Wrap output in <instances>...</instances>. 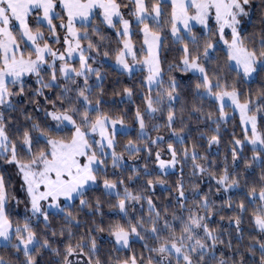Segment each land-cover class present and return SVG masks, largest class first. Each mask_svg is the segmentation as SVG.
<instances>
[{"label": "snow or ice", "instance_id": "1", "mask_svg": "<svg viewBox=\"0 0 264 264\" xmlns=\"http://www.w3.org/2000/svg\"><path fill=\"white\" fill-rule=\"evenodd\" d=\"M251 7L252 0H0V241L15 257L0 256V264H41L38 257L45 249L60 258L59 264H264V105H254L237 86L243 78L264 74V17L259 46L255 33L242 34ZM97 14L99 21L94 20ZM100 25L115 30L114 49L104 47ZM58 29L64 30L63 37ZM134 35L142 39L134 41ZM110 55L129 78L142 73L141 104L130 117L139 136H148L149 122L159 113L164 123L152 127L169 128L184 144L187 111L189 118L196 115L215 125L211 135L200 133L210 148L221 143V126L230 119L226 108H233V115L238 109L243 139L232 133L231 163L225 156L218 170L195 143L180 150L168 143L170 159H163L157 148L161 170L180 165L174 192L169 190L168 201L157 206L148 193L167 182L153 176L147 164L142 170L133 164L125 175V152L128 159H140L141 151L151 157L148 145H159L164 137L145 140L143 148L129 139L117 151L118 137L132 131L126 123L129 110L120 114L103 108L106 73L94 67ZM33 77L35 88L27 82ZM93 77L95 83L90 82ZM136 91L135 84L124 86L122 98L131 101ZM188 94L199 97V103L193 100L189 108ZM205 99L216 105L215 113L205 110ZM178 120L179 129L174 127ZM246 142L253 155L245 160V172L255 162L261 167L259 179L251 182L236 171ZM189 160V179L206 175L215 180V188L205 191L193 181L189 195L184 182ZM9 169H14L18 187ZM234 189L244 193L238 202L227 195ZM94 191L102 195L92 198ZM10 201L23 203L22 223L14 221ZM142 201L147 202L146 214ZM105 203L109 215H119L123 222L106 227L97 222V215L105 216ZM225 211L232 215H220ZM81 213L92 219H80ZM50 215L62 216L59 228H52ZM217 215L227 219L228 229L210 226ZM245 219L250 232L257 233L248 236V244L242 243ZM233 228L240 243L233 244ZM105 231L117 250H130L133 238L145 241L147 255L102 259L97 234Z\"/></svg>", "mask_w": 264, "mask_h": 264}, {"label": "trees", "instance_id": "2", "mask_svg": "<svg viewBox=\"0 0 264 264\" xmlns=\"http://www.w3.org/2000/svg\"><path fill=\"white\" fill-rule=\"evenodd\" d=\"M264 17V4L261 3V0H252V7L250 9V15L245 17L243 21V33L242 34H253L255 33L257 38V46L259 35L261 32L262 22L261 18ZM100 17L95 16L94 20L99 21ZM79 27V25H78ZM102 30V35L106 37V39L103 41L104 47L108 48L109 50L114 49L116 44V35L115 30L109 28L106 25H100ZM135 28V24L133 25ZM199 29V27H197ZM93 39H99L96 36H93ZM142 37L139 35H134L133 40L139 41ZM139 46V44H137ZM218 54L222 58L223 52L218 49ZM113 56H109L108 58H104L105 62L103 64H96L98 67L102 69V72L106 73L103 85L105 89V94L102 97L104 101L107 103L103 104V108L105 110H112L114 113H120L122 114L125 110H129V117L126 118V123L132 126V131L128 133V135H120L118 139L120 140V146L117 148V151L123 150V145L127 143L129 139L137 140L138 143L142 146V148L145 145V140L151 139L155 140L157 135L164 137L163 142L157 144H150L148 145L153 149L151 157L148 156V153L146 151H141L138 155L141 157L140 159H128V153L125 152V158L127 165L129 166L127 170L125 171V175H127L128 172L131 171V165L135 164L137 167L143 169V165L147 164L149 171L152 173L153 176L159 175L162 179H164L167 184L166 185H157L154 192L148 193L149 195L153 196L154 201L157 203V206H160L161 203H166L168 199L170 198V191L174 192L175 190V184L176 181L180 177V165H177L175 169L173 168H167L165 170H161L159 168L158 163L155 160V152L157 148L161 150L162 152V158L163 159H170V155L167 151V144L172 143L178 150L182 149L184 146H187L189 149H191L193 143L197 145L198 151L201 153V155L207 154L209 156L210 160H214L216 165L219 166L218 170H222L224 166V157H228V162L231 163V153H230V144L229 141L232 139V133H235L236 138L243 139V126L240 121L239 115L235 112L230 114V119L227 121L226 124H222L221 126V143L219 145H212L210 148L207 144V136H205L203 139L201 138L200 133L205 132L208 135H211V129L215 127L214 124H212L211 121H207L204 119L197 120L196 115H191V118H189V113L186 111L184 114V123L188 125V128L185 129V132L183 133L185 135V142L184 144H180L177 140H175L172 136L171 130L167 127H161L159 128V131H157L155 128L152 127V124L155 123L157 125L164 123V118L160 116V114H157V118L155 121L149 122L148 127V136H139L138 135V125L134 124V122L131 120V114L135 111V107L138 104H141L140 99V91H143L144 89L139 88L140 84V77L142 73L137 72L134 76V78H129L126 73H122L118 71L110 62V60H113ZM232 76H235V73L233 72L231 74ZM34 77L30 80H28V84H30L33 88L37 87V85L34 83ZM91 83H95V77L92 78L90 81ZM135 84L137 86L136 94L134 95L133 99L129 101L127 97L122 98V92L121 89L124 86H133ZM238 88L241 90V92L244 94V97H247L250 95L254 105L258 102L262 105H264V99H259V94L264 91V74H257L256 77L252 80H246L245 78L241 79L238 83ZM188 100V107H191V102L195 100L197 103H199L200 98L194 96V94H188L187 95ZM243 99V97H242ZM204 108L206 111H212L213 113L216 112V105L208 100H204ZM142 106V105H141ZM176 109L179 110L180 104L177 103L175 105ZM227 111H231V109H227ZM164 117H166V113L164 114ZM180 122L179 120L174 125L177 129L180 128ZM256 151H259V148L256 149ZM253 155V146L250 143H245L242 156L243 159H240L237 162L236 165V171H239L241 173L242 178H247L249 182L255 179H259L261 174V167L258 162H255L254 168L248 169L247 172H245V160L251 159ZM207 166V165H206ZM9 171L13 172V178L12 183L15 184V182H18L17 177L14 175V169H9ZM111 166H109V175L111 176L112 173ZM117 172L120 170L117 169ZM191 172V161L189 160L185 166H184V182H185V188L188 191L189 195L191 194V182L200 183L201 187L204 188L205 191H207L208 187L211 186L215 188V180L210 179L206 175L202 177L200 180H196L195 178L189 179V173ZM116 178V177H111ZM143 175L141 176V180L138 181V184H141L143 182ZM241 189L246 190L245 185L241 184ZM21 194V193H19ZM243 191L241 190H232L227 195H231L234 199V201L238 202L237 198L243 197ZM92 198L95 196H101V192L94 191L90 194ZM103 199H107L106 197H103ZM217 200L220 199V197H215ZM223 198H227L226 196ZM77 205L79 201L75 202ZM144 205V212L147 213V202L142 201ZM173 206L174 202H173ZM74 211H79V208H75ZM104 212L105 216L101 219L99 215L95 217L97 222L103 223L105 227L109 222H116V221H122V217L119 215H109L110 209L108 208L107 203L104 205ZM16 212H13V219L14 221L16 219H19L23 222V217L18 214L17 217H14ZM186 215V213H185ZM220 215H223L225 217L232 215L230 211H225L223 213H220ZM220 215H217L213 220L209 221L210 226L212 227H219L222 229H228V221L227 219H224L223 221L220 220ZM35 219V218H34ZM51 221L52 228H59L60 224L62 223V216H51L49 217ZM80 219L82 220H91V216H86L84 213H81ZM40 228H43V220L41 218V222L39 224ZM251 225L248 223L247 219H245V223L243 225L244 230V240L243 244H248L250 241L248 240L249 235H256V232H250ZM78 231H83V226ZM231 235L233 237V244L240 243L235 239V237L238 235L236 230L233 228L230 230ZM228 233L225 232V238H227ZM112 237L109 235L107 231L103 233L97 234V240L99 244V255L102 259H105L109 256H116L119 255L121 257L124 256H130L133 252H136L139 254L140 252H143L145 255L148 253V249L144 247L145 241H141L137 238H133L132 240V248L130 250H117L112 247ZM147 243L151 244L152 241H147ZM12 249H6L2 245H0V256H4L5 259H15V257L12 256ZM220 253L217 252V256H219ZM22 258V253L20 254ZM250 256V254L246 255V259ZM239 258L238 254L237 257ZM59 257H57L54 253L50 252L49 250L45 249L43 250L42 254L38 257V260L41 262V264H59ZM255 259H259V251L257 250Z\"/></svg>", "mask_w": 264, "mask_h": 264}, {"label": "rangeland", "instance_id": "3", "mask_svg": "<svg viewBox=\"0 0 264 264\" xmlns=\"http://www.w3.org/2000/svg\"><path fill=\"white\" fill-rule=\"evenodd\" d=\"M57 10L59 11V9H57ZM126 15H127V13H126ZM96 16L99 17V14H97ZM244 19H245V17L243 18V21H244ZM32 23L34 24V20L32 21ZM77 27H78V25H77ZM197 27H199V26H197ZM228 31H230V30H228ZM45 32L47 33V29L46 28H45ZM58 32L60 33L61 37H63L64 30L63 29H58ZM49 43H52L53 44V47H55V48H59L60 47V45L55 44L54 41L49 40ZM110 62L116 68L114 59L113 60H110ZM77 63H78V61H77ZM94 67H98V66L97 65H94ZM256 75L257 74H253L252 77H248V78H245V79L246 80H252V79H254L256 77ZM228 108L231 109V111H227ZM228 108H226V111L229 113V116H230V114L233 113L234 110L231 107H228ZM235 112L239 115V110L238 109H236ZM239 117H240V115H239ZM97 139H99L98 136H97ZM15 185H17V187H18V182H15ZM18 195H20L22 197V193L21 194L18 193ZM9 207H10V210H11L12 214H13V212H16V214L14 215V217H17L18 214H20L22 217H24L25 212H24V205H23V203H21L19 206H17L14 202L10 201ZM20 222L22 223L21 220H20ZM0 245H3V242L2 241H0Z\"/></svg>", "mask_w": 264, "mask_h": 264}]
</instances>
